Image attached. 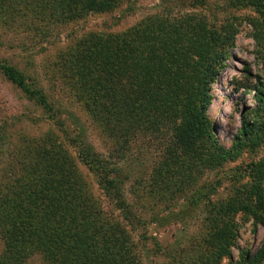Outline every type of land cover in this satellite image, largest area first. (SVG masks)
I'll use <instances>...</instances> for the list:
<instances>
[{
  "label": "rangeland",
  "instance_id": "rangeland-1",
  "mask_svg": "<svg viewBox=\"0 0 264 264\" xmlns=\"http://www.w3.org/2000/svg\"><path fill=\"white\" fill-rule=\"evenodd\" d=\"M11 1L9 10L0 12V62L14 66L26 86L51 104V111L0 69V205L6 200L4 207L13 211L12 224L4 230L10 229L11 236L0 229V264L8 257L9 264L78 261L72 240L61 230L69 222L42 220L47 224L44 243H37L29 217L23 219L19 212H26L19 190L43 185L50 196L57 191L77 205L79 216L97 214L92 215L93 225L82 226L97 232L102 251L124 254L126 264H215L214 242L221 240L216 234L225 227L235 234L218 264H264V208L253 190L255 183L264 186V0H97L107 2L99 11L83 6L93 0H71L72 5L60 9L67 12L56 17L24 0ZM46 3L59 12L55 0ZM75 14L76 19H67ZM198 20H207L202 23L210 30L207 44L212 51L201 60L197 55L188 59V69L191 82L198 85L202 71L213 63L203 113L215 144L208 147L209 159L195 161L197 166L190 164L182 173L187 147L166 146L178 123L180 127L182 112L167 116L161 127L132 117V129L127 122L118 125L117 117L106 128L110 125L105 119H95L75 99L54 62L61 49L86 33L126 38L151 22L187 27ZM82 150L102 161L107 169L100 172L102 177L86 165ZM174 150L177 170L166 171L159 185L157 166ZM100 183L112 189L106 192ZM82 193L83 200L78 198ZM246 202L257 215L243 209ZM222 203L225 212L210 223V212ZM231 204L237 205L235 211L227 213ZM9 241L12 251L6 249Z\"/></svg>",
  "mask_w": 264,
  "mask_h": 264
},
{
  "label": "trees",
  "instance_id": "trees-1",
  "mask_svg": "<svg viewBox=\"0 0 264 264\" xmlns=\"http://www.w3.org/2000/svg\"><path fill=\"white\" fill-rule=\"evenodd\" d=\"M55 1L59 8L58 13L54 9L48 8L49 4L46 3V0H24L23 3L36 9L38 7L46 9L55 17L57 14L63 15L67 12L66 9L61 11L60 9L78 3L74 0H72L74 2L72 4L71 0ZM96 1L84 3L83 6H88V10L97 11L107 7V2ZM12 3L11 0H0V12L9 10ZM80 14H84V11H80ZM76 17L77 14L68 16L67 19H76ZM206 21L198 20L197 23L187 27L179 22L169 23V25L151 22L126 38L124 34L86 33L71 40L68 46L61 49L54 65L63 72L62 79L75 99L91 110L95 119L97 115L105 119L110 125L105 126L106 128L114 126L117 117L120 122L118 125H125L123 123H128V120H133V118L135 120L140 118L144 119V123L148 125L155 124L161 127L167 123V116L177 114L179 111L182 112L184 116L182 115L180 127L178 123L174 139L170 143L167 142L166 146L167 149H171L173 145L187 147L184 149L187 152V158L183 161L182 173H184L191 165L197 166L195 161L202 158L209 159L208 151L210 148L208 147L210 143L211 145L215 144V141H211V124L203 113L209 101L208 88L210 78L213 75V63L207 64L206 60L207 66L202 71L198 85H193L191 82V72L188 69V63L191 62L188 59L192 60L193 56L197 55L200 56L201 60L202 55L207 56L212 51L207 44V35H210V30L206 28V23H202ZM167 26L169 29L166 30ZM223 41L225 42V39ZM189 42L194 47L191 48ZM208 60L211 61V58ZM186 64L185 69L184 65ZM0 69L10 80L24 87L31 97H36L47 110L51 111V104H48L43 95L37 96V89L26 86L22 74L18 73L14 66L1 61ZM132 124L128 123L129 126ZM133 128L135 126H132ZM83 150L81 155L86 165L99 177H102L100 172L107 170L102 166V161L92 152L84 154ZM172 153L157 166L156 173H159V176H155V179L159 185L162 180L161 177L166 171L172 173L174 172L173 168L177 170V167L173 165V157L175 158L174 153L175 155L178 154L175 150ZM207 153L208 156H206ZM65 181L67 180L63 179L62 183L64 184ZM152 182L154 181L151 180L150 183ZM107 183L105 185L100 184L106 192H109L108 189H112V186L107 185ZM20 184L18 185L20 186ZM253 190L258 197L259 207L264 208V186L255 183ZM54 193V196L46 193V186L44 185L38 186L33 191L26 192L25 188L19 190V204L23 200L25 205L31 204V206L24 205L26 212H19L22 213L23 219L29 217L33 227L31 235L36 237L37 243H44L43 232L47 224L42 220H46L48 223L54 221L58 224L69 222L70 225L66 228L61 227V230L67 233L69 239L72 240L73 249L71 250H75V253L79 254L78 261L70 264H126L124 263V254H113L109 250L102 251L98 242L99 239L95 234L97 232L94 233V231L87 229L88 225L94 224L96 221L94 218L97 217V214L90 211L86 217L85 215L79 216L81 211L77 205L73 204L72 201L69 204L63 197L56 195L57 191ZM81 195L82 197L78 198L83 200L85 195L84 193ZM12 199L14 196L10 195L9 201ZM8 203L5 200L4 204L0 205V209L3 211L0 216L2 219V224L0 220V229L6 237L11 236V231L9 229L4 232L5 227L12 224L11 218H13L11 206L9 208L4 207ZM242 205H244V210L257 215L251 203L246 202ZM224 206L225 203H222L214 209V213L210 212L208 216L210 223L217 221V216L222 210L223 213L225 212ZM236 206V204H231L227 213L235 211ZM39 214L44 216L41 221L36 220L38 218L36 216ZM81 217L83 220H80ZM13 222L16 221L13 219ZM82 224L88 225L83 227ZM78 232L81 234L77 235ZM234 234L226 227L220 228L219 233L216 234L221 236V240L218 243L214 242V246L217 248L215 264H218L220 255L228 251V245L232 242L230 239L232 236L234 238ZM10 242L7 243L6 249L8 251H12L14 248ZM61 242L63 243V240ZM108 247L111 248L110 245ZM5 252L6 256L8 253ZM67 253L71 255L70 251ZM263 254L264 251L260 254L261 258ZM10 259L11 257H8L5 264H9Z\"/></svg>",
  "mask_w": 264,
  "mask_h": 264
}]
</instances>
